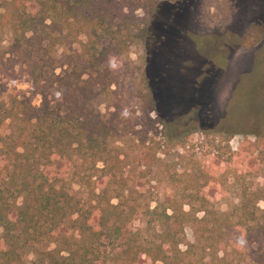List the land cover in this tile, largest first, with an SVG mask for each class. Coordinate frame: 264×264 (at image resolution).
Listing matches in <instances>:
<instances>
[{
    "label": "trees",
    "instance_id": "1",
    "mask_svg": "<svg viewBox=\"0 0 264 264\" xmlns=\"http://www.w3.org/2000/svg\"><path fill=\"white\" fill-rule=\"evenodd\" d=\"M229 1L234 12L240 10L239 3H244ZM2 2L0 29L4 8L9 16L6 22L14 34L13 52L25 57L41 104L36 107L24 102L16 115L17 131L1 139L0 160L4 164L0 172V264H194L189 249L182 250L181 244L186 239L187 224L210 222L209 200L203 194L212 180L209 169L193 161L184 173L169 175L171 190L165 191L155 206L137 204L138 198L147 197L140 186H144L142 179L152 173L153 161H145L149 167L141 175H134V186L127 189L125 179H119L109 168L116 156L115 142L132 136L124 122V105L116 103L108 119L95 106L98 97L109 92L131 68L128 63L121 68L115 66V58L140 44L146 53L142 74L148 87L147 100L156 110L147 60L159 37L165 1ZM208 2L180 0L168 22L185 12L194 15L195 23L201 22ZM263 18L251 19L255 22H251L246 39L255 28L264 31ZM78 24L77 30L74 26ZM76 32L86 35L78 60L55 73L59 63L49 55V48L57 39L65 42ZM194 49L190 55L186 53L190 65L199 53ZM136 69L134 66L132 75ZM143 115L137 120L142 121ZM149 120L152 124L153 120ZM142 133L146 136L147 132ZM142 136L140 139H146ZM99 162L104 164L102 171L109 170L105 174L107 187L101 193L105 199L85 208L71 193L64 175L85 178L80 167L86 163L96 167ZM59 168L64 175L52 173ZM183 183L185 186L180 188ZM263 192L264 189L251 193L245 189L241 203L231 212H216L219 221L223 218L219 224L222 234L233 226L245 229L247 244L252 246L248 256L255 260L254 264H264V223L259 206L264 200ZM135 193L137 197H133ZM195 200H200L199 205ZM185 204L190 208L186 209ZM199 212H205V216L200 218ZM31 253L34 258L29 261L26 257Z\"/></svg>",
    "mask_w": 264,
    "mask_h": 264
},
{
    "label": "rangeland",
    "instance_id": "2",
    "mask_svg": "<svg viewBox=\"0 0 264 264\" xmlns=\"http://www.w3.org/2000/svg\"><path fill=\"white\" fill-rule=\"evenodd\" d=\"M163 1L159 37L147 60L156 110L147 100L148 87L142 74L146 53L140 44L132 45L121 58H115V66L121 68L128 63L131 68L95 102L105 119L116 110V103L123 104L125 111L121 113L132 132V136L115 142L116 156L109 168L119 179H125L129 189L134 186V175H141L149 167L145 161H153L152 173L142 179L144 186H140L147 197L136 200L146 206H155L157 199L171 190L168 183L171 173L180 175L194 162L209 169L212 180L203 194L209 200L210 222L187 224L181 248L189 249L194 264H254L255 260L248 256L252 246L247 244L245 229L233 226L222 234L219 224L223 218L219 217V221L216 212H231L241 203L245 189L250 193L264 189V31L255 28L245 38L251 22H255L251 19L263 18L264 0H244L239 3L238 12H234L229 0H208L199 23L188 12L169 23L172 9L180 0ZM1 12L5 15L0 29V157L1 139L17 131L16 115L22 104L36 107L41 104L25 57L13 52L14 34L6 22L9 16L4 8ZM79 26L74 28L78 30ZM85 40L84 33L76 32L65 42L55 41L49 48V55L59 63L55 73L78 60ZM192 47L199 53L190 65L186 53L190 55ZM61 62L64 66H60ZM134 66L137 69L132 75ZM141 115L145 118L137 120ZM142 131L147 132L146 136H142ZM3 164L0 160V172ZM103 167V162L96 167L90 163L82 165L80 171L85 178L65 176L61 168L52 173L59 171L60 176L64 175L71 193L85 208H91L105 199L101 193L107 187L105 174L109 170L104 172ZM184 186L185 183L180 188ZM195 203L199 205L200 200ZM259 206L264 223V200ZM185 208L190 206L185 204ZM198 216L204 217L205 212H199ZM26 258L31 261L34 255Z\"/></svg>",
    "mask_w": 264,
    "mask_h": 264
}]
</instances>
